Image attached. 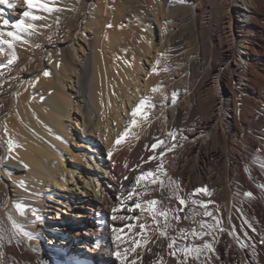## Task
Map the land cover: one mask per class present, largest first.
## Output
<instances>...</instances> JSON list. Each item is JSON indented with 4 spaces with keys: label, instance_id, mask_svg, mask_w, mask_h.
Returning <instances> with one entry per match:
<instances>
[{
    "label": "bare ground",
    "instance_id": "6f19581e",
    "mask_svg": "<svg viewBox=\"0 0 264 264\" xmlns=\"http://www.w3.org/2000/svg\"><path fill=\"white\" fill-rule=\"evenodd\" d=\"M155 1L160 39L154 45L147 39L138 51L131 49L128 60L121 47L126 35L111 34L110 46L104 44L106 50L99 55L100 38L106 35L99 15L90 27L84 24L82 34L90 30L98 34L99 28L100 38L97 36L96 46L88 45L91 57L87 49L80 51L76 81L71 84L77 68L64 66L57 58L53 61L59 87L68 85L72 91L66 93L63 107L53 97L40 98L38 90L25 94L21 88L20 93L16 92L18 87L7 94V110L0 114V234L4 236L0 241V264H88L78 251L87 242L93 245L95 264H120L115 253L123 255L126 245L123 237L113 239V228L127 221L113 220L112 216L126 213L112 210L121 205L122 195L130 190L137 174L130 169L141 162V157L152 154L145 145L155 138L171 143L170 130L177 131L178 146L163 159L168 176L182 193L207 187L210 196L195 198L211 201L208 210L221 221L218 228L211 230L213 235L203 237L213 243V251L194 264H264V0H205L208 15L198 9L196 0ZM8 10L3 14L8 15ZM20 13L13 10L9 14L20 17ZM4 39L0 35V40ZM163 43L166 46L161 51ZM42 78H37V88L46 84ZM49 86L56 87V82L51 79L44 87ZM157 86L159 90L153 93L151 89ZM173 92L177 93L175 104ZM145 97L150 101L145 105L147 116L137 117V124L116 144L129 128L132 109ZM72 106L79 108L81 126L72 117ZM74 124L88 149L96 154V145L101 149L103 156H97V160L103 161L94 162L93 174L88 171L93 164L85 159L86 155L71 148L78 141L70 129ZM66 155L75 164L70 161V166ZM89 157L93 161L92 155ZM81 163L83 188L78 183L71 186ZM150 167L155 164L144 165L145 169ZM98 171L103 172L100 183L92 187L90 182L101 174ZM126 175L128 180L124 179ZM88 187L93 194L87 195L86 205L78 209L77 223L69 225L70 233L52 236H58L60 241L53 244L61 247L44 249L41 240L49 237L44 230L51 224L48 219L59 222L53 216L55 205L66 206L69 199L77 200L82 193L88 194ZM247 192L253 196L244 195ZM159 195L157 191L143 198ZM172 204L179 207L175 200ZM203 213L204 208L189 199L181 215L187 214L190 219L181 220L178 226L173 221V228L198 229L199 224H193V220L216 223ZM57 215L63 219L62 214ZM137 215L143 219L141 213ZM13 221L18 228L12 227ZM37 221L42 222V227ZM87 232L93 237H88ZM163 243V259L176 264L167 256L166 242ZM66 244L69 248L63 246ZM141 251L143 264H151L156 259L154 253L162 250L152 245L151 252Z\"/></svg>",
    "mask_w": 264,
    "mask_h": 264
},
{
    "label": "rangeland",
    "instance_id": "374dc122",
    "mask_svg": "<svg viewBox=\"0 0 264 264\" xmlns=\"http://www.w3.org/2000/svg\"><path fill=\"white\" fill-rule=\"evenodd\" d=\"M196 1H199L198 2L199 3L198 9L201 10L204 13V15H208L209 10L205 9L207 6L206 1L205 0H196ZM14 2L17 4V8L14 11L23 12L25 10H28L27 6L24 4L23 0H14ZM45 2L48 3L49 6H52L51 8H53V11L51 13H46L43 11L37 12L35 10H32L34 12V14L39 15L41 17H44L42 20L30 21V18H26V17L23 18V19H25L26 23L32 22L35 26L37 25V27H36L37 29L35 28L32 32L33 34H31V35L26 34V33H20V35L22 36L21 40H15L14 38L9 37L7 35V32L8 31H16L15 29H13L11 27V22H15L16 20H19L22 17L21 16L17 17L15 15L11 16L9 13H12L13 10H11V9L8 10L9 11L8 15H7V12H6V14H2V18H7L10 20V25L6 26V27L1 25L2 24V18H0V25H1L0 31L2 32V33L0 32V35L5 37L4 40L8 39V40L12 41L11 47L8 44L2 43V42L0 43L1 44L0 49H3L2 47H4V50H5V51L4 50L0 51V53H1L0 54V114L4 113L7 110V104H6V100H7V96H8L7 94H10L11 92H15V89H17L18 87L19 88L17 89L16 92L19 91V93H20V88L22 91L24 90L23 93H25V94L29 93V91L32 92L33 90L34 91L38 90L37 91L38 94L39 95L41 94V96H42L40 98L53 97L58 102V104L61 107H63L62 104H63V101L66 100V93L72 92V91L70 90V86H68V85L65 86L64 89L59 87V83H57L58 82L57 77H56V75H54V70H52L53 69V61L57 58L56 61L60 62V63L62 62V65H64V66L66 65L70 69L77 68L76 72L73 73L71 76V79H72L71 84H73V81H76L77 74H80V72H78V67H77V65L79 64L78 58L81 55L80 51L83 49H87L88 50V56L91 57V55H92V53L90 51L91 48L88 45L96 46L97 42L99 41L98 37L100 38L99 28H98V34H97V31H95L93 33L91 30L88 32L85 31V33L82 34V31L85 27L84 24H86V25H88V27H90L94 18L100 17L99 18V20H101L100 26L103 24L101 26L102 31L104 32V30H105V32H106V33L104 32V34H106V35H104V36H106L105 37L106 39H104L103 38L104 36L101 34L102 38H100V39H101L102 44H99V46H98V48H99L98 54L99 55H102L104 53L103 51L106 50L105 49L106 46H104V44H106V43L108 44V42H110L111 34L117 35V37H118V35L123 36V34H124V36L129 35L127 37L125 36L124 41L126 44L124 42H122V45H121V47L125 48L123 50V52H124L126 57L130 56L129 54L131 53V51L132 52L138 51L139 47L143 46V44L147 41V39H151L153 45H154V43H157L160 39L159 38V27L160 26H159V22L157 21L159 19H157L158 15L156 14V9H155V3H157V2L155 0H45ZM97 8H98V10L101 8L99 10L100 13H99V11L98 12L96 11ZM98 15H99V17H98ZM109 17H110V20H109ZM239 20H241V18H239ZM126 21H127V23H126ZM38 22H39V24H38ZM121 25H122V27H121ZM88 27H87V29H88ZM109 28H110V30H109ZM133 28H134V30H133ZM47 31H50V33ZM81 35H82V37H81ZM12 39H14V40H12ZM102 39L104 40V42L102 41ZM5 45L9 46V47H6ZM136 45H138V46L136 47ZM133 46H135V47L133 48ZM165 46H166V44L163 43L161 51L165 50ZM16 49L18 51H16ZM111 50H112V48H110V51ZM125 51H127V52H125ZM30 52H31V54H30ZM2 55H4V56L1 57ZM58 59L59 60L62 59V60L58 61ZM128 59L129 58L127 57V60ZM9 60H12L11 64L8 63ZM90 67H91V58H90ZM144 67L147 70L148 66L146 65ZM45 70L49 71L50 75L44 76L43 72ZM40 75L43 76V78ZM37 78H39V79L42 78L43 83L44 84L46 83L47 85H48V82L51 81V79H52V81L54 80V82H56V87H53V88L51 87V89H50V86H49V87L45 88L44 86L46 84L45 85L43 84L44 86L37 88V86H36L37 84L35 83L38 81ZM19 83H20V85H19ZM29 88H30V90H29ZM35 88H36V90H35ZM13 89H14V91H13ZM45 89H46V91H45ZM71 100L75 104L79 102L74 97H71ZM5 104H6V106H5ZM80 104L81 103L79 102L78 105L80 106ZM78 110H79V108H78ZM78 110H77V107L74 108L72 106V108H71L72 117H74V120H77L78 122H80V126H81L82 121H81L80 117L78 116ZM169 111H170V113L172 112L170 109H169ZM122 116L126 117L125 113L122 112ZM70 129L72 132H74V134H76V140H78L77 142L72 143V145H71L72 150H74L75 152H81V154L86 155L85 159L89 163L93 164L92 168L90 167V169H88V171L91 174H93V170H95L94 169L95 168L94 162L99 163V162L103 161V158L102 159L98 158V160H97V156H99V155H100V157L103 156L101 149L99 148L98 145H96V147H97L96 151L98 152V154H96V152H93L92 149L91 150H90V148L88 149L87 146L84 144L85 139L81 137V131L77 130V126L74 124V126L72 125V127ZM73 144H75V145H73ZM91 155L93 157V161L90 160L89 156H91ZM69 158H70V155H68L66 157V162L69 165L71 164L70 161L74 162V164H75V161H73ZM80 165L81 166L78 167L79 170H77V172H76L77 176L74 177V181H73L74 183L71 186H74V184L78 183V185L80 184L79 186L83 188L84 187L83 183H85V181H84L85 177H84L83 173H82V175L79 173L83 172L84 164L81 163ZM98 172H100L101 174H96V177H98L96 179L97 181L93 180L92 183L90 182L92 187L97 186V183L98 184L100 183L103 172L102 171H98ZM74 191H75V189H74ZM87 192H88V194L82 193L81 195H79V198L77 200H75L74 198L69 199L67 201V205L66 206L64 205L65 207L63 206V204H59V203L55 205L56 214H53V216L57 217L59 222L58 223L53 222L52 218L48 219V221L51 222V224L45 225L46 229H44V230L46 231V233L48 234L49 237L44 236L41 240V243H42V246L44 249H47V247L48 248L61 247L59 244H56V245L53 244V242H58L57 240L60 241L58 236L56 239H53L52 236H53V234H57V233H60V234H63L64 232L70 233L69 225L77 223L76 219L78 216L77 214L79 212L78 209L81 208V206L83 207L86 205L85 198L87 197V195L93 194L90 187L87 188ZM76 193L78 195L77 190H76ZM77 195H76V197H78ZM70 206H71V208H70ZM61 209H63L67 213H64L63 211H61ZM84 211H86V210H84ZM57 214H60V215L62 214L63 219H61V216L59 219ZM90 220H92V219H90ZM36 224H38V227H42L41 226L42 222L37 221ZM56 224H60V226L56 227ZM48 232H50V233H48ZM87 233H88L87 235H89L88 237H90V238L93 237L92 234L90 235L89 232H87ZM49 238H52V240H50ZM71 245H72V243H70V246ZM86 245H87L86 246L87 249H84L82 247L78 251L80 252V254L82 256H84V258L88 259V264H89V262H92V261H93L92 263L95 264V261L93 258L94 255L92 253L93 245L89 242H87ZM63 246L69 248V245H67V244L63 245ZM70 249H72V248H70ZM89 250H91V251H89ZM34 252L39 254V255L45 256L43 252L38 253L39 251H36V250H34Z\"/></svg>",
    "mask_w": 264,
    "mask_h": 264
},
{
    "label": "snow or ice",
    "instance_id": "6c2138e0",
    "mask_svg": "<svg viewBox=\"0 0 264 264\" xmlns=\"http://www.w3.org/2000/svg\"><path fill=\"white\" fill-rule=\"evenodd\" d=\"M24 4L27 6L28 10L20 13L21 19L12 22L11 27L16 31H8L7 35L13 37L15 40H21L22 36L20 33L32 34L30 30L35 29V25L32 22H25L23 18H30V21L40 20L43 17L34 14L32 10L43 11L46 13H51L53 8L49 6L45 0H23ZM184 2V0H180ZM0 18L5 9L15 10L17 4L14 0H0ZM10 20L7 18H2V25L8 26ZM0 42L8 44L11 47V40H0ZM3 49H0L2 51ZM9 64L12 60L8 61ZM157 63H159L157 61ZM44 76L50 75L49 71L45 70L43 72ZM159 90V86L153 87L151 91L156 93ZM147 97L141 99L139 103L132 109L131 116L132 121L129 124V128L125 129V132L115 141L116 144H120L124 137L128 134L130 128L137 124V117H146L147 113L145 111L146 103H149ZM177 102V93H172V104ZM168 137L171 138V143L168 139L155 138L154 142L150 145H145V150L150 151L152 154L148 155L146 158L141 157V162L135 166V168L130 169V171H135L137 174L134 176V180L130 186V190H126L125 195L121 197V205L117 208H113V213L124 212L126 215H113L112 219L126 220L127 223L121 225L120 227L113 228V232L116 235L113 237L114 240H121L123 237V242L126 247L124 249L123 255L120 251L115 253L116 259L120 261V264H143V252L152 251V245L160 248L162 251L155 252V260L151 264H169L168 260L163 259V249L167 248V256L176 261V264H194V262L199 261L200 257L206 253L213 251V243L204 240L203 237L213 235L211 230H215L221 224L219 219H216L212 212L208 210V206L211 201H203L196 199L200 195L208 197L211 195L207 187H197L192 190L191 193H182L180 186L168 176L167 169H165L163 164V159L167 153L172 152L178 145L177 131H169ZM111 156V153L108 154ZM155 164V167H150L145 169L144 165ZM128 168V165H124ZM125 180L129 177L126 175ZM159 192V197L144 199L145 195L152 192ZM167 193V195H165ZM244 195L252 197L253 193L247 192ZM126 197V198H125ZM191 200L193 205H199L204 208L203 215L205 217H212L216 220L215 224H208L205 220H193L192 223L199 224V228H173V221L176 222L178 226L181 220H189L190 217L187 214L183 216L181 213L185 212L187 208L188 201ZM175 200L179 207L173 206L172 202ZM143 215L141 219L140 215ZM197 215H199L197 213ZM11 221V217H9ZM13 228H18L19 226L12 222ZM223 231L222 228H220ZM2 232V230H0ZM127 232V236L124 233ZM175 232L176 234H171ZM31 238L30 234L25 233ZM138 237V238H137ZM191 237V241L189 240ZM199 239L202 243L196 244L195 241ZM4 240V236L0 234V241ZM213 240L215 237L213 236ZM183 241L184 243H181ZM243 246V245H242ZM119 248V245H117ZM2 255V253H0ZM129 257V258H125Z\"/></svg>",
    "mask_w": 264,
    "mask_h": 264
}]
</instances>
